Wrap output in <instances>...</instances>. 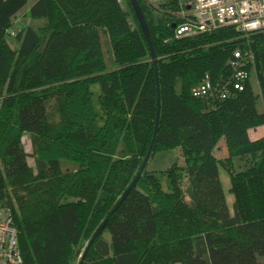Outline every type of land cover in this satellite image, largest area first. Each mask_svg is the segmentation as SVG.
Instances as JSON below:
<instances>
[{
	"label": "trees",
	"instance_id": "trees-1",
	"mask_svg": "<svg viewBox=\"0 0 264 264\" xmlns=\"http://www.w3.org/2000/svg\"><path fill=\"white\" fill-rule=\"evenodd\" d=\"M151 40L161 92L151 158L180 149L189 185L176 163L145 170L84 264H264V135H250L264 127V33L152 30ZM156 115L155 69L129 0H0V202L22 264L80 263L139 174Z\"/></svg>",
	"mask_w": 264,
	"mask_h": 264
},
{
	"label": "built area",
	"instance_id": "built-area-1",
	"mask_svg": "<svg viewBox=\"0 0 264 264\" xmlns=\"http://www.w3.org/2000/svg\"><path fill=\"white\" fill-rule=\"evenodd\" d=\"M142 9L152 10L154 0H138ZM156 1V0H155ZM181 5V22L170 25L175 38H188L220 28H236L242 33H264V0H175ZM240 57L235 54V59ZM247 75L239 72L236 79ZM235 89L242 90L241 85ZM211 84L206 81L194 96H206ZM0 264H22L18 233L9 213L0 211Z\"/></svg>",
	"mask_w": 264,
	"mask_h": 264
},
{
	"label": "rangeland",
	"instance_id": "rangeland-1",
	"mask_svg": "<svg viewBox=\"0 0 264 264\" xmlns=\"http://www.w3.org/2000/svg\"><path fill=\"white\" fill-rule=\"evenodd\" d=\"M180 6L181 5L179 4V2L175 0H156V1L154 0L152 4V8L154 9L152 10H147L148 8L146 6H143V11L147 18L148 24H149L150 33L152 30H156L165 36L173 35L169 27L173 23H176L179 21L181 22L179 18L181 11H182ZM28 8L29 6L27 7V10ZM26 26H27L26 19L23 17V15L19 16L16 30L17 31L22 30ZM89 31H90L91 39L94 43L95 54L96 56L99 57L102 53H101L99 46L96 44L97 32L95 29L91 30V28L89 29ZM14 32H15L14 30L10 31L9 34L10 35L12 33L14 34ZM9 37H11L12 39L13 36L11 35ZM11 43L13 44L14 48H18V46L12 40H11ZM98 65L102 66V61L99 60ZM93 91L98 92V87L94 88ZM250 135H251L252 140L260 139L264 135V127L260 128L259 130L252 131ZM23 144H24V149L26 153L27 152L31 153L29 134H25ZM214 154L218 160H223L227 157V152H226L224 141H221L218 148L215 150ZM175 163L178 167L177 176H178L179 186L183 190H185L187 189L189 185V177H188L186 170H184L185 168L184 157L180 149L176 151H171V152L157 155L154 159L151 158L147 165L146 170L149 172H154V173H163L169 168H171L172 165H174ZM29 164L33 166L32 158H29ZM161 180L166 186L167 185L166 178L161 177ZM221 180H222L223 188L226 193V198H227V203H228V207L230 210V214L233 215L234 197L232 194H230V181H229L228 175L226 174L224 170L221 171ZM0 211H4L5 213L12 214V208L10 206L8 198L7 199L4 198L1 200ZM11 219H12V222L14 223L13 216H11Z\"/></svg>",
	"mask_w": 264,
	"mask_h": 264
},
{
	"label": "water",
	"instance_id": "water-1",
	"mask_svg": "<svg viewBox=\"0 0 264 264\" xmlns=\"http://www.w3.org/2000/svg\"><path fill=\"white\" fill-rule=\"evenodd\" d=\"M131 7L133 9L134 15L138 21L139 27L143 33V36L145 38V41L148 45L149 48V52L151 55V59H152V63L154 65V69H155V78H156V86H157V115H156V122H155V128H154V133H153V138L151 141V145L150 148L148 150V153L146 155V158L144 159V162L142 164V167L140 169L139 174L137 175V177L135 178V180L133 181V183L129 186V188L125 191V193L123 194L122 198L120 199L119 203L116 205V207L114 208V210L112 211V213L109 215V217L105 220V222L101 225V227L98 229V231L95 233V235L93 236V238L91 239L87 249L85 250L84 254L81 257L80 263L79 264H84L86 257L89 253V251L91 250L92 246L94 245V243L96 242V240L98 239V237L100 236V234L102 233V231L105 229L106 225L108 224L109 220L111 219V217L114 215V213L117 211V209L124 203V201L127 199L129 193L134 189V187L136 186V183L139 179V177L142 175V173L146 170L147 165L150 161V158L152 156L153 150H154V145H155V141H156V137H157V133L159 130V125H160V117H161V92H160V79H159V71H158V60L155 56V52H154V48H153V44H152V40H151V33H150V28H149V24L147 21V18L144 14V11L139 3L138 0H129Z\"/></svg>",
	"mask_w": 264,
	"mask_h": 264
}]
</instances>
